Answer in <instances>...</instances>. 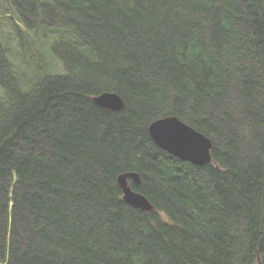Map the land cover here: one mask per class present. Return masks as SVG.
Returning <instances> with one entry per match:
<instances>
[{
	"label": "trees",
	"instance_id": "1",
	"mask_svg": "<svg viewBox=\"0 0 264 264\" xmlns=\"http://www.w3.org/2000/svg\"><path fill=\"white\" fill-rule=\"evenodd\" d=\"M0 264H264V0H0Z\"/></svg>",
	"mask_w": 264,
	"mask_h": 264
},
{
	"label": "water",
	"instance_id": "2",
	"mask_svg": "<svg viewBox=\"0 0 264 264\" xmlns=\"http://www.w3.org/2000/svg\"><path fill=\"white\" fill-rule=\"evenodd\" d=\"M93 101L109 111L120 112L125 108L122 97L113 92L94 96ZM149 133L157 146L183 161L197 166H205L213 161L211 139L175 116L155 120L149 127ZM129 180L137 184L141 182L135 172L120 174L118 183L123 192V199L136 209L152 212L154 205L146 196L134 191Z\"/></svg>",
	"mask_w": 264,
	"mask_h": 264
},
{
	"label": "flooded vegetation",
	"instance_id": "3",
	"mask_svg": "<svg viewBox=\"0 0 264 264\" xmlns=\"http://www.w3.org/2000/svg\"><path fill=\"white\" fill-rule=\"evenodd\" d=\"M114 93V92H113ZM98 95H100V94H98ZM97 96V95H96ZM120 96V95H119ZM94 97V96H93ZM93 97H92V99H93ZM123 99V98H122ZM125 107H126V105H125ZM115 112V111H114ZM130 181V185H131V182H133L132 180H129ZM134 183V182H133ZM141 183V182H140ZM139 183V184H140ZM135 184H137V183H135ZM133 189V188H132ZM137 192V191H136Z\"/></svg>",
	"mask_w": 264,
	"mask_h": 264
},
{
	"label": "rangeland",
	"instance_id": "4",
	"mask_svg": "<svg viewBox=\"0 0 264 264\" xmlns=\"http://www.w3.org/2000/svg\"><path fill=\"white\" fill-rule=\"evenodd\" d=\"M150 127V126H149Z\"/></svg>",
	"mask_w": 264,
	"mask_h": 264
}]
</instances>
